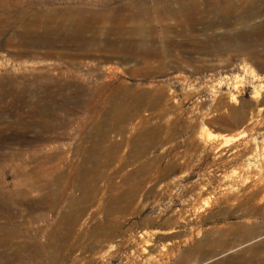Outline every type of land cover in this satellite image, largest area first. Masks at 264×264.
<instances>
[{
  "label": "rangeland",
  "instance_id": "374dc122",
  "mask_svg": "<svg viewBox=\"0 0 264 264\" xmlns=\"http://www.w3.org/2000/svg\"><path fill=\"white\" fill-rule=\"evenodd\" d=\"M75 7L93 26L82 34ZM140 7L152 17L145 40L109 34ZM165 173L152 193H123ZM98 176L94 207L125 196L119 236L105 240L106 215L84 220L51 261L37 247L67 207L34 203L52 178H67L68 198ZM197 201L208 209L188 215L193 239L177 253L205 239L206 264H264V0H0V264H158L138 235L171 228L173 211Z\"/></svg>",
  "mask_w": 264,
  "mask_h": 264
},
{
  "label": "bare ground",
  "instance_id": "6f19581e",
  "mask_svg": "<svg viewBox=\"0 0 264 264\" xmlns=\"http://www.w3.org/2000/svg\"><path fill=\"white\" fill-rule=\"evenodd\" d=\"M3 7L6 8V5L3 4ZM72 10L78 17V24L77 26L75 24L71 27L75 28L76 26V29H78L77 32L82 34L86 29L90 30L93 27L89 21H85L87 11L84 10L83 7H75ZM89 10H90V15L98 18L99 22H104L103 19L106 18L105 12L92 11V9L90 8ZM65 13L66 15H68V13H70V10L67 9ZM176 14H177V10H170L164 15V18L171 19V18H174ZM149 20H152V17H150L149 15V10L146 7H140L137 13L133 12V14H130L127 17L120 16V20L116 21L117 24L112 26V28L109 31V34H112V35L116 34L115 31H116V28H118V32L120 33L127 32L132 36L135 34H138L142 38V40H145L146 36L148 35V29L146 27V23ZM127 22L131 23L133 27L125 30L126 29L125 23ZM32 25L33 24H30L29 26L32 27ZM116 25H118V27H116ZM30 27H28L27 29V31L29 32H30ZM71 27L70 29H65V31H70ZM112 35L108 36L109 44L114 43V39H112L111 37ZM126 45L128 44L126 43ZM236 100H237L236 96L230 97L231 102H234ZM236 125H238V123ZM106 137H107L106 134H104L102 136V140H105ZM229 137L232 138L233 136H229ZM226 138L227 139H225V141L222 143L220 148H223L224 146V151L227 153L231 151L227 145L232 143V141L231 139H228V137ZM113 148L118 150L119 146L117 144H114ZM168 176L169 175L167 173H165V175L163 174L162 176L144 175L137 182L139 187H133L131 190H127V192H123V193L125 194V196H128V197L137 196L140 192L142 193L143 191L144 193L142 194L144 195L148 193H152L154 192V190H156V186L160 182L165 180ZM99 180H100V176L96 177L95 180H93L94 186L87 188V186L85 185V182L81 178H79V182L75 186L76 187L75 193L67 198L65 197V192L67 193V189H69L67 178L66 179L64 177L54 178V179L52 178L51 180H49V183H47V185L44 186L45 194L42 197H40V199H38L37 202L35 201L36 203H34L35 206L33 207L32 210L47 208L49 212H54V210H56L58 206L65 205V207H67L65 210L62 211L61 216L58 219V222L56 224L55 222L49 223L50 229L47 230L46 246L37 247V248L46 249L48 253V258H50L51 261L57 254L56 250L58 249L61 250L67 247V244L71 240V238L73 237L76 239L79 238L80 234L82 233V228L85 225L84 220L101 218L102 215H106L107 220L111 222L110 224H111L112 229L109 230L108 234L106 235L105 240H110L115 236H119L120 225L118 224L119 221L117 219L121 216L120 214L125 213V207L120 205V202L125 199V196L122 193L123 196H115L111 198L110 207L106 206L105 209H103V207L101 208V205H98V204L96 205V207H94L96 202H98L101 198L103 199V197L101 198L98 197L99 189L97 188L98 187L97 183L99 182ZM129 181L130 179L126 180L125 184L129 183ZM162 186H163V183H162ZM167 187L168 186L161 187L157 195H159V193L162 195V197L166 195L169 190ZM193 190H194L193 187L185 186V188L183 189V193H181V195L179 194L181 199L185 200L184 198H186L190 193H192ZM77 191H80V193H77ZM171 194L173 195L172 192ZM172 199L174 200L176 198L172 197ZM83 202H89L92 206L91 209H86V208L81 207V204ZM187 206L183 208L181 207L180 209H176L175 211H173L171 218H174L175 223H174V226H172L171 228L165 229L163 231L161 230V232L159 231H155V233L152 232L153 234L152 233L150 234L148 230H147L148 232L145 230L140 235H138L140 242L137 241V243L140 244L142 252L144 253L147 252V248H150V246H152L151 248L152 251H154V253L156 252V255H154V258L158 264H163L162 263L163 261H165L166 259L169 260L173 256L177 257L175 258L176 261L174 260V264L175 263L176 264H201V263L206 264L212 260L213 256L209 255L210 252L207 253V250H206L207 243L205 239L204 240L201 239L200 241L198 240L199 242L196 245H193L192 247L188 246V248L184 249L182 252H178V253L176 252L177 248L180 246L182 242L189 241V239L191 238V235L193 239L192 232L190 233L191 235H189L188 233V230L192 229L191 226H194V225H191L193 223L191 217L193 216L195 212H198L199 214L201 211H205L206 209H208L207 207L209 206V202L196 203L194 205L195 206L194 210L188 208ZM167 210H172V208L168 207ZM188 215L190 216L192 215V216L189 218ZM100 221H102L101 225H104L105 224L104 222L106 220H100ZM187 227L190 229L187 230ZM0 228H3V226H0ZM158 237L160 238L162 237L163 239H165L164 241H166V244L160 246L157 240ZM77 249L80 250V252L78 253V256L76 257L75 261H78V262L85 261L84 248L78 246ZM198 253L200 254V256L197 258V256L195 257V255L196 254L199 255ZM148 260H150L149 256H148Z\"/></svg>",
  "mask_w": 264,
  "mask_h": 264
}]
</instances>
